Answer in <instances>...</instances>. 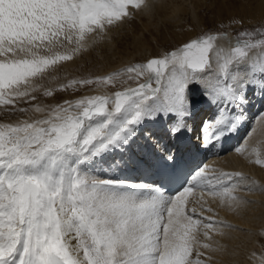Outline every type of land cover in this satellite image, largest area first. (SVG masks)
Segmentation results:
<instances>
[{
	"label": "snow or ice",
	"instance_id": "obj_1",
	"mask_svg": "<svg viewBox=\"0 0 264 264\" xmlns=\"http://www.w3.org/2000/svg\"><path fill=\"white\" fill-rule=\"evenodd\" d=\"M129 7L147 3L0 0V104L27 111L18 101L36 99L33 78L71 60L91 34L129 18ZM216 38L201 34L122 69L135 87L37 107L41 118L0 123V264H207L199 248L212 245L197 234L203 228L210 240L218 226H231L203 216L212 212L206 201H196L199 210L189 207V197L199 189L222 203L227 196L232 207L239 204L232 193L247 178L181 164L176 141L193 131V89L212 109L195 129L204 151L238 130L249 93L264 100V32L241 31L228 50L217 51ZM115 75L60 88L109 84ZM161 119L165 128L158 130L153 125ZM253 153L264 167V149Z\"/></svg>",
	"mask_w": 264,
	"mask_h": 264
},
{
	"label": "rangeland",
	"instance_id": "obj_2",
	"mask_svg": "<svg viewBox=\"0 0 264 264\" xmlns=\"http://www.w3.org/2000/svg\"><path fill=\"white\" fill-rule=\"evenodd\" d=\"M164 2L166 4H164ZM164 2V5L162 4L164 6V8L162 7L163 12L158 13L155 9V7H157L158 0H146L147 7H141L140 9L129 7L128 10L131 14L129 18H126L122 23H118L114 26L108 27L107 31L103 34H91L86 41L85 47L80 48L78 51L74 52L72 54L71 60L58 62L56 65L51 66L48 70H46V72L42 76L33 78V87L35 88V91H33L31 94L35 96L36 99L28 102L30 105L29 108H33L34 111L37 107L44 108L47 106H55L56 104H62L65 100L74 101L85 95H108L117 90H122L125 87H129L133 84L136 86L137 80L129 79V74L122 71V69L130 65L142 63L146 58L154 56H146V54L149 55L150 53L149 48L147 49L146 43L142 44V46L138 45L137 47H135V43L138 39H141L144 35L148 36L149 42L152 43L153 48L157 52L155 55L162 54L164 51L170 50L183 43L179 42L176 45H172V42L170 40L167 44H171L172 46L169 48L165 47L161 45L160 41H158L155 36L149 35V32L145 28H143L141 24L149 22L151 23V25L158 27L161 31H163V33H167L166 29L164 28V18H173L179 15L178 10L175 13H172L171 11L176 4L185 7L187 10L186 13H180V22H182L183 20V22L189 27V29L197 28L198 36L201 34L209 33L215 35L219 33L224 34L228 33V29H232L235 32L236 38L234 39V42H236V39L241 31L246 30L254 33H257L258 31L264 32V0H164ZM219 6H222V8L224 9L220 8L221 10H219ZM149 7H153V10L150 11ZM164 15L166 16L164 17ZM135 23H138L137 28ZM202 24H204L205 28H201ZM256 38H259V36L257 35ZM142 41L143 40H141V42ZM66 47L75 48L76 45L73 43L72 45H66ZM143 50L147 52L146 54H144L146 56L145 58L143 57L144 55H141V51ZM113 73H116V75L114 76L113 82L109 84L94 82L91 85L81 86L77 84L72 87H65L64 89L60 88L61 85H67L68 82L73 79L95 80L96 77H102ZM45 90H52L53 95L45 96ZM40 114L43 115V113L37 111L36 114L31 113L28 115V113H24V115L27 116V119L37 118ZM18 118H10V120L0 121V123L4 122L14 124L17 121H21ZM249 131L250 130H247L246 134ZM246 134L244 135V137L246 136ZM242 140L243 139H241L238 144H240ZM261 141L262 143L256 145V150L258 151L264 149V137ZM207 160L208 159L206 158L205 162H207ZM251 160L253 159L251 158ZM253 166H256V164L254 163ZM260 167L261 169H263L262 166ZM242 171L243 170H241V172ZM245 177L248 178V181L241 182V186H243L244 190L247 189L248 191V189L251 190L256 187L255 189L259 188L258 190L261 189L260 191H264L263 186H261L264 185L261 182V176L260 178L258 177L260 180L258 178V180L256 178L254 180V177L248 176V174L245 175ZM256 181H258V183H256ZM253 182H255L256 185ZM257 184H259L260 186ZM245 185H247V187ZM241 190L242 187L238 190H235L236 194L234 192L232 193V195L240 198L241 196H247L246 193H244V195L238 196L239 194H241ZM202 197L203 200H201V198H198L199 201L204 202L206 200L208 204L206 203L205 207H210L215 210V205H213L212 207V202L210 200L208 201L206 196L205 198L204 196ZM240 198L238 199L240 200ZM193 205H195V203ZM214 212H216V210ZM214 219L219 221V219ZM225 221L226 223H228L227 220H224L222 222ZM223 228L224 227L222 226H218V230H222ZM203 231L204 229H202V237L197 235L200 243H210L212 245V248L221 250L222 247H220L219 245L220 240L215 239V243L211 241V239L214 237L213 234H215L214 231L210 232V240L206 239L203 236ZM198 234L201 233L199 232ZM255 234H257V232ZM257 236L260 237L259 235ZM261 238L262 244L264 239L262 236L260 237V239ZM244 245L246 246L249 244L245 242ZM196 247L197 246L194 245V249ZM199 250L206 252V249L202 250V248H199ZM237 252L239 254H236V252L234 251H231L228 254L230 256H235L237 260L239 259L237 262H245L246 260H250V256H246L245 252Z\"/></svg>",
	"mask_w": 264,
	"mask_h": 264
},
{
	"label": "bare ground",
	"instance_id": "obj_3",
	"mask_svg": "<svg viewBox=\"0 0 264 264\" xmlns=\"http://www.w3.org/2000/svg\"><path fill=\"white\" fill-rule=\"evenodd\" d=\"M163 2L164 0H158L157 7H155L157 13L163 12L162 7L164 8L163 5L166 4L165 2L163 4ZM220 8L224 9L222 8V6H219L218 9L221 10ZM149 9L150 11H152L153 7H149ZM177 10L179 12V15L177 17H173V18L167 17L168 19L164 18L165 21L164 28L166 29L167 33L165 32L163 33V31H161L158 27L151 25V23L149 22L141 23L142 27L149 32V35L155 36L158 39V41H160L161 45L168 48L174 44L176 45L179 42H185V40L189 38L198 36L197 28L189 29V27L183 22V20H182L183 23L180 22V18H181L180 13L181 12L186 13L187 11L186 8L176 4L174 5V8L171 11L172 13H175ZM165 16L166 15H164V17ZM137 24L135 23L136 28L138 27ZM202 27L205 28L204 24L201 25V28ZM216 37L217 38L215 40V48L217 51H219L220 49H224V50L230 49L231 45L234 43V39L236 38L235 32L232 29H228V33H224V34L219 33L216 35ZM141 40L143 41L141 42ZM170 40L172 42V45L167 44ZM144 43H146L147 49L149 48L150 53L149 55H147L146 54L147 52L143 50L141 51V55L146 54V56H151L157 53L153 48L152 43L149 42L148 36L145 35L141 39H138L135 43L136 46L135 45L134 46L135 47H137L138 45L142 46V44ZM146 56L144 55L143 57L145 58ZM213 67L214 68L216 67L215 59H213ZM129 87H135V85L133 84L130 85ZM193 95H194L193 104L195 108L194 118L200 112H202V115L199 116V118H205L209 116L212 112V109L203 102L199 92L195 88L193 89ZM249 99H250V103L245 109L244 116L241 117V121H242L241 125L245 124L246 127L243 130V138H241L243 140L242 142H240V144L244 145L246 150L243 153H237L235 151L236 147H233V149H231L234 143L231 144L230 147H226V148L224 147L222 150H220L221 146L223 145V141H222L220 144L214 146L213 150L215 151L212 153L211 156H209L206 163L211 167L223 171L241 173V170H243L242 173L254 177V180L255 178L256 179L258 177L260 178L261 176V182L264 184V167L263 169H261L260 165L253 166L256 156L255 154H252L253 149H256V145L262 143L261 140L264 137V100H261L259 93H256L255 95L249 93ZM200 103L203 104L201 105ZM29 106H30L29 103H24L22 101L21 102L19 101L18 103V107H22V108L24 107L27 109V111L25 112L28 113V115L31 113L36 114V111L35 110L33 111V108L31 107L29 108ZM254 110L256 112L255 114H252ZM25 112L12 110L11 106L0 104V121H8L10 120V118H18V117L19 120H24L25 118L27 119V116L24 115ZM41 116L42 114H40L37 118H41ZM189 123L192 124L193 120L191 122L189 121ZM153 127H155L158 130H163L165 128V122L161 119L155 125H153ZM247 130L250 131L247 132L246 134ZM187 134L188 133H185V135ZM245 134L246 136L244 137ZM231 137L232 134L230 135L229 138L231 139ZM187 139L190 143H192L191 138H187ZM238 143L237 145L241 146ZM251 158L253 160H251ZM245 181H248V178ZM256 183H258V181H256ZM261 186H263L264 188V185ZM255 188L251 190L248 189V191L247 189L246 190L242 189L240 192L241 194H239L238 196L244 195V193H246L247 196L246 195L243 197L241 196V198L238 197L240 198L239 204L238 205L234 204L232 207H229V200L227 199V197H225L222 203L219 198H211L206 196L208 201L210 200L212 202L211 206L213 207V205H215L216 212H214L215 210L211 208L212 212L204 211L202 214L208 216H214V218L219 219V221L227 220L229 224L226 223V221L223 223L225 225L231 226V227L222 226L224 228L222 230H215L214 231L215 234H213L212 232L214 237L211 239V241L215 243V239L220 240L219 245L222 248L221 250H216L214 248H212V250L206 249L207 253L201 251L203 252V256H201L200 259L205 260L207 264H260L261 259L264 258V241L261 244L262 238L260 239L261 236L264 239V191H260L261 189L258 190L259 188L258 189ZM238 189H240V187L237 188L236 190ZM205 195L206 194L204 193L202 196H204L205 198ZM202 196L200 197L195 196L193 200L192 197H189V199L192 200V204L190 206L191 207L196 206L199 210V206L196 204L195 198L200 199ZM194 203L195 205H193ZM202 229L203 228H201L200 231L201 234H197L200 237H202ZM254 232L255 233L257 232V234H255ZM257 235H259L260 237H258ZM245 242L249 245L245 246L244 245ZM201 248L202 247H200V249ZM202 250H204V248H202ZM231 251L236 252V254L238 253L237 251H240L242 253L245 252L246 256L247 255L250 256L248 257L250 258L251 261L246 260L245 262H241V261L237 262L239 259L237 260L235 256H230L228 254ZM193 259L194 260L196 259L195 249L193 252Z\"/></svg>",
	"mask_w": 264,
	"mask_h": 264
}]
</instances>
